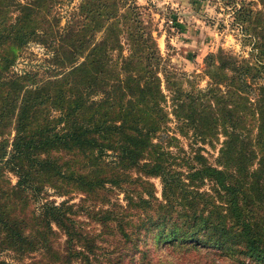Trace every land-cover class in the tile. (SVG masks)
Listing matches in <instances>:
<instances>
[{"label": "trees", "instance_id": "trees-1", "mask_svg": "<svg viewBox=\"0 0 264 264\" xmlns=\"http://www.w3.org/2000/svg\"><path fill=\"white\" fill-rule=\"evenodd\" d=\"M59 1L0 0V176L6 169L16 173L14 194L17 189L24 202L39 200L47 183L63 192L56 182L86 192L107 183L122 187L137 168L161 177L159 206L170 215V228L227 246L241 256L239 264H264V0L259 9L246 0L237 8V18L257 38L261 62L224 48L209 52L205 87L184 85L187 72L162 54L153 21L134 2L82 0L60 28L54 13ZM31 39L51 45L59 75L9 74L16 51ZM170 113L191 141L185 163L160 138L169 129ZM9 129L14 135L5 137ZM217 133L224 135L219 165L194 145ZM109 149L116 158L105 173L75 169L62 154L85 152L100 159ZM183 164L186 172L179 169ZM206 180L210 190L203 188ZM4 190L0 186V251H14L17 261L0 264H34L23 258L48 247L53 223L65 233L67 251L91 259L73 204L49 200L39 213L15 217L1 201ZM135 196L151 202L154 192L143 189ZM31 216L42 226L32 228ZM121 231L127 235L123 226Z\"/></svg>", "mask_w": 264, "mask_h": 264}, {"label": "rangeland", "instance_id": "rangeland-1", "mask_svg": "<svg viewBox=\"0 0 264 264\" xmlns=\"http://www.w3.org/2000/svg\"><path fill=\"white\" fill-rule=\"evenodd\" d=\"M24 1V0H23ZM82 0H61L54 8V13L60 17L59 27L68 23L70 17L80 8ZM136 4L135 9L143 16L153 21V34L161 49L173 66L186 71L184 85L195 83L200 87L208 84L209 77L205 73V58L209 52H217L221 48L232 51L241 57L258 62L259 48L257 38L246 29V24L237 18V8L241 0H128ZM250 6L259 9L263 6L260 0H246ZM15 15L11 12L10 19ZM51 15V14H50ZM49 15V17H50ZM99 35L101 32L98 33ZM125 37V35H124ZM14 62L9 67V74L38 72L39 76L58 74L57 67L51 64L53 49L46 42L31 39L16 51ZM124 53H129V45H125ZM114 51L113 55L117 56ZM264 61V60H263ZM262 61V62H263ZM168 93V91H166ZM167 104H170L168 101ZM167 110L170 108L167 105ZM250 120V119H249ZM169 129L160 138L164 144L174 151L176 161L185 163L190 155V138L178 131L177 121L169 114L167 122ZM163 129V128H162ZM161 131V130H160ZM159 131V132H160ZM158 132V133H159ZM160 134V135H161ZM14 135L13 129L9 134ZM3 135L0 134V139ZM224 139L222 133H217L210 141L197 142L202 146V153L207 161L219 165L220 146ZM158 141V137L153 138ZM160 141V140H159ZM66 164L84 172L99 171L105 173L112 167L116 158L114 151L107 150L103 158L95 159L83 152L62 153ZM179 169L186 172L185 164ZM123 180L122 187L107 183L97 192H86L75 184L56 182L47 183L39 200L21 198L12 186L17 183L18 176L10 170L3 171L0 176V186L3 192L2 203L7 205L11 216L23 217L25 212H36L42 209L44 202L55 200L57 203L67 200L77 211L78 226L86 233L85 242L88 247L90 260L67 251L66 235L55 223L49 232L48 247L31 250L24 256V262L34 264H239L238 253L230 248L212 246L197 238L183 234L181 228L174 230L170 215L164 214V207L159 206L163 201V182L160 176H146L139 169H132ZM212 183L206 180L203 188L210 190ZM143 189L154 192L151 202H140L135 196ZM59 190V189H58ZM144 196L149 197L146 192ZM130 195H134L133 199ZM33 216H36L35 214ZM32 228L40 225L35 217L29 218ZM180 227V220L175 219ZM121 226L126 230L121 231ZM30 227V226H29ZM77 244L76 241L73 242ZM235 245L234 243H232ZM237 247V246H234ZM92 249V250H91ZM61 255L63 256L61 258ZM0 259L17 261L12 250L0 251ZM62 259V260H60Z\"/></svg>", "mask_w": 264, "mask_h": 264}]
</instances>
